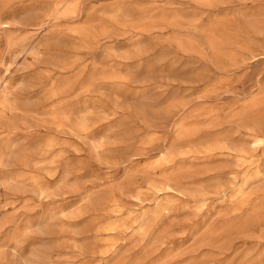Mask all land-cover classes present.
Wrapping results in <instances>:
<instances>
[{"label":"rangeland","instance_id":"374dc122","mask_svg":"<svg viewBox=\"0 0 264 264\" xmlns=\"http://www.w3.org/2000/svg\"><path fill=\"white\" fill-rule=\"evenodd\" d=\"M5 82L0 264H264V0H0Z\"/></svg>","mask_w":264,"mask_h":264},{"label":"bare ground","instance_id":"6f19581e","mask_svg":"<svg viewBox=\"0 0 264 264\" xmlns=\"http://www.w3.org/2000/svg\"><path fill=\"white\" fill-rule=\"evenodd\" d=\"M20 2V1H19ZM70 1H62V2H57L58 7H60V9H64L63 11L66 14H74L76 13L77 9H78V3H73ZM56 5V6H57ZM25 13V12H24ZM26 14V13H25ZM16 28V27H15ZM22 28V27H21ZM27 28V27H26ZM25 38V37H24ZM27 38V36H26ZM9 45L11 47V49H13V53L15 56L14 58L17 59L19 55L23 54V53H27L29 51L27 44L25 43V39H16L15 37H10L9 38ZM9 47V46H8ZM10 66V65H9ZM48 76V75H46ZM14 92L12 87L5 82V84H3L0 88V122H2L6 117H9L10 113H12L14 111V105L12 103V98H13ZM39 102V101H38ZM255 104V103H254ZM230 112V111H229ZM216 116V115H214ZM70 117L66 116V115H59V119L62 121H68ZM70 121V120H69ZM252 122V121H251ZM63 122H59V124L57 125H63ZM67 123V122H66ZM189 124V123H188ZM81 128L84 129L86 127V121H82L80 124ZM181 135L184 137L185 135H187L190 132V128H188L187 126L183 127L181 126ZM92 131V130H91ZM3 132V131H2ZM186 137V136H185ZM187 138V137H186ZM255 146L257 147H262L264 146V137H257L254 141ZM188 154V153H187ZM23 155V154H22ZM24 156V155H23ZM22 157V156H21ZM21 159V158H20ZM171 158L170 155L168 153H163L161 156V159L158 161L159 167L160 166H166L168 163H170ZM6 163V152L4 148L0 149V164L1 165H5ZM258 174H261V172L259 171ZM237 189V188H236ZM42 193H46L47 189L44 188H40ZM171 190V189H170ZM225 193V192H224ZM227 197V195H225ZM245 198L246 197V192L245 189L242 188L240 189L237 194L234 196L235 199L237 198ZM245 204H247L246 200H244ZM255 205V204H254ZM145 216V215H144ZM258 216V215H257ZM10 224V223H9ZM111 225V224H110ZM111 227V226H110ZM152 229V228H151ZM122 230V229H121ZM111 231V229H110ZM43 256H41L40 254H36L35 255V259L34 260H29L28 264H40V262H42L43 260Z\"/></svg>","mask_w":264,"mask_h":264}]
</instances>
